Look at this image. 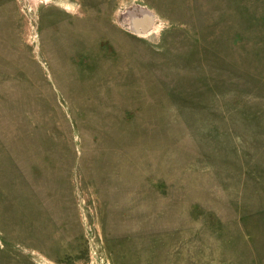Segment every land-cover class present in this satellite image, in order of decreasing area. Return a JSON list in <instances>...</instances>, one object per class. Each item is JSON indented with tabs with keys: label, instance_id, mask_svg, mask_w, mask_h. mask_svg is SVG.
<instances>
[{
	"label": "rangeland",
	"instance_id": "rangeland-1",
	"mask_svg": "<svg viewBox=\"0 0 264 264\" xmlns=\"http://www.w3.org/2000/svg\"><path fill=\"white\" fill-rule=\"evenodd\" d=\"M63 1L0 0V264H264V0Z\"/></svg>",
	"mask_w": 264,
	"mask_h": 264
},
{
	"label": "bare ground",
	"instance_id": "bare-ground-1",
	"mask_svg": "<svg viewBox=\"0 0 264 264\" xmlns=\"http://www.w3.org/2000/svg\"><path fill=\"white\" fill-rule=\"evenodd\" d=\"M34 3H38V2H40V1H44V2H50V1H52V0H32ZM58 1H61L62 3H64L66 6H67V9L68 10H72L73 11V8L71 7L72 5L70 4V3H65L63 0H58ZM75 12H79V10L78 9H76V10H74ZM124 22H126L125 23V25L126 26H128L127 28H129L130 30H132V31H136L137 33H140V34H143L144 32H146L145 31V29H146V27L148 26V25H153V23L155 22V15H154V13L153 12H151V11H148V10H146V9H139V10H137V9H133V10H131V11H129V14H128V16L126 17V18H124ZM82 29V23H80V21L79 22H76L74 25H72L71 27H67V28H64V32L65 33H63V35H58V34H54V39H55V41H58V42H60L61 44H63V48H62V51L64 52L65 51V49L67 48V47H79L80 46V48L81 47H86L88 44H92V39L90 40V39H86V37H77L75 34H74V31H79V30H81ZM81 32V31H80ZM116 32H117V34L119 35V36H121V35H123V34H121L118 30H116ZM124 36V35H123ZM126 37V36H125ZM98 47V46H97ZM80 52V51H79ZM76 53H78V52H76ZM66 55V54H65ZM67 56V55H66ZM68 57V56H67ZM73 60H74V62H73V65H75V66H78L79 65V63L81 62V60H83L82 59V57L80 56V55H78V56H75L74 58H73ZM101 62H99L100 63V65H102V64H106V60H100ZM112 79H114V81H113V83L114 84H116L117 83V81H118V78H116V77H111ZM116 78V79H115ZM72 80L73 79H69L68 80V82H64V84H66V85H70L71 84V86H73L72 84L74 83V82H72ZM124 83L126 84V82L124 81ZM64 84L61 82V86H63L64 87ZM75 84H77V85H80V86H82V82H80V81H78L77 83H75ZM79 87V86H78ZM78 95H79V97H80V99H78V101H80L81 102V100L82 99H84L85 97H86V94L85 93H81V92H78ZM88 95V94H87ZM67 98V97H66ZM68 101V100H67ZM85 101V100H84ZM70 104H72V102L71 101H68ZM58 117V114H57V116H56V118ZM77 130H78V133H77V136H78V142H81V140H80V128H76ZM69 147V146H68ZM95 147V145L94 146H92V148H94ZM70 153L72 154V156L74 155V151L71 149L70 150ZM81 153H82V151H81ZM87 156V155H86ZM124 168L125 167V165H122L121 166V168ZM127 169V168H126ZM65 173H67V172H65ZM23 176H21V174L20 175H17V176H15L11 181L9 180V181H7V182H5V184H8V183H11V184H14L15 186H17V187H26L25 185H26V179L24 178H22ZM7 180V179H6ZM29 183H31V182H29ZM40 184L41 185V182H40V179H34V182L32 183V184ZM51 200H46V202H45V204H47V205H50L48 202H50ZM39 207H41L40 205H39ZM48 207V206H47Z\"/></svg>",
	"mask_w": 264,
	"mask_h": 264
}]
</instances>
